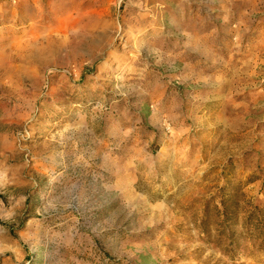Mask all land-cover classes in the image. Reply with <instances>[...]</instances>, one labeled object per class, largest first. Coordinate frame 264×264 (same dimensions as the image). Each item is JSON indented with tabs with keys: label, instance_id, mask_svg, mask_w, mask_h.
Masks as SVG:
<instances>
[{
	"label": "rangeland",
	"instance_id": "obj_1",
	"mask_svg": "<svg viewBox=\"0 0 264 264\" xmlns=\"http://www.w3.org/2000/svg\"><path fill=\"white\" fill-rule=\"evenodd\" d=\"M1 57L0 264H264V0H0Z\"/></svg>",
	"mask_w": 264,
	"mask_h": 264
},
{
	"label": "bare ground",
	"instance_id": "obj_2",
	"mask_svg": "<svg viewBox=\"0 0 264 264\" xmlns=\"http://www.w3.org/2000/svg\"><path fill=\"white\" fill-rule=\"evenodd\" d=\"M151 1H153V0H147L148 3L151 2ZM42 38L43 37H36V38H32V39L28 38L22 44H19V45L16 46L15 52L17 51V52L21 53L25 58H31L35 54L43 53V51H41L40 48H39L40 47L39 45H41V39ZM13 51H14V48H13ZM9 52H10V47H9ZM5 61H6L7 65H10L11 63L15 62L16 60L15 59H11V58L7 59V58L1 57L0 58V76L7 71L6 68L3 69V70L1 68V65ZM9 77H11V76H9ZM0 78H2V77H0Z\"/></svg>",
	"mask_w": 264,
	"mask_h": 264
},
{
	"label": "trees",
	"instance_id": "obj_3",
	"mask_svg": "<svg viewBox=\"0 0 264 264\" xmlns=\"http://www.w3.org/2000/svg\"><path fill=\"white\" fill-rule=\"evenodd\" d=\"M252 217H253V215L250 218H252Z\"/></svg>",
	"mask_w": 264,
	"mask_h": 264
}]
</instances>
